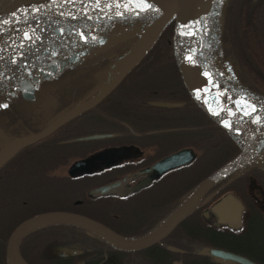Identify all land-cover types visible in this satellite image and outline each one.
<instances>
[{"label": "flooded vegetation", "instance_id": "af4514ba", "mask_svg": "<svg viewBox=\"0 0 264 264\" xmlns=\"http://www.w3.org/2000/svg\"><path fill=\"white\" fill-rule=\"evenodd\" d=\"M237 1L248 19L253 17L251 12L253 15L256 11L264 12V0ZM75 16L87 20L82 14ZM27 26L14 29L29 33L37 30V25L33 29H26ZM7 33L2 34L3 39L18 40L28 35L11 37ZM239 37L248 43H264V37L255 34ZM237 53L240 57L249 54L264 58V49L252 54ZM165 58L169 61L171 52ZM136 64L91 107L42 139L16 148L0 165V264H13L9 243L19 226L45 212L80 215L121 237L139 238L158 228L206 176L239 152L240 148L220 165L210 166L207 160L193 166L198 156H204L209 150L215 128L187 95L175 66ZM114 69L76 67L72 71L86 75L114 72L115 75ZM246 69V76L250 77L251 71ZM112 78L104 84L96 76L93 83H65L63 88H73L72 101L62 103L66 101L65 89L64 100L53 101L46 125L39 131L34 129V119L18 120V110L28 108L25 111L29 112L34 100H0L1 105H7L0 106V152L11 142L45 129L74 106L89 105ZM147 79L153 83H144ZM238 86L245 91L254 90L240 81ZM156 101L175 102L177 106H157L153 104ZM164 108L179 109L166 111ZM88 121L103 128L96 134L111 136L89 140L92 145L79 151L66 150L64 144L74 125ZM263 145L264 142L249 161L209 187L165 237L145 248L124 250L81 226L46 222L26 229L17 237L13 245L15 252L26 264H135L133 261L162 264L158 257L162 249L182 256L166 260L165 264H239L217 262L195 253L208 247L264 264ZM181 149L192 151L193 159L189 163L159 174L149 170L162 157ZM254 158L260 161L249 164ZM77 160L85 162L74 169ZM170 175L179 177L168 178ZM103 186L109 190L91 194ZM163 245L178 251H169Z\"/></svg>", "mask_w": 264, "mask_h": 264}, {"label": "water", "instance_id": "95a60500", "mask_svg": "<svg viewBox=\"0 0 264 264\" xmlns=\"http://www.w3.org/2000/svg\"><path fill=\"white\" fill-rule=\"evenodd\" d=\"M44 0H0V16L25 4ZM118 4L128 5V9L109 14L107 19H119L145 14H159L144 30L142 35L132 44L117 61L115 75L98 92L89 105L79 104L60 116L45 129L26 138L17 139L8 144L0 152V165L14 152L16 148L31 144L42 139L55 128L70 120L99 101L128 73L141 59L156 39L160 29L172 18L171 35L168 40L174 66L180 76L185 91L191 101L216 126L232 135L239 144V152L206 176L181 204L155 230L139 237L128 239L115 234L104 226L80 215L68 212H45L33 216L23 223L11 236L9 257L13 264H26L15 252L14 243L26 229L46 222H65L81 226L96 233L99 237L124 250H136L149 246L165 237L171 229L187 215L195 206L201 195L215 182L233 170L249 161L264 142V99L250 95L234 86L228 87L216 79L204 66L200 56L201 32L203 29L205 10L211 0H113ZM123 3V4H122ZM148 4V8H144ZM117 13H121L118 15ZM154 105L174 107L177 103L156 101ZM255 111H252V109ZM248 112V115H245ZM257 118H259L258 122ZM111 134H88L68 139L67 142L89 141L110 137ZM193 159L190 149H181L168 154L150 168L155 173H164ZM85 160H77L72 168L76 169ZM264 171V167H263ZM109 187L103 186L91 191V194L105 193ZM165 249L176 252V248L163 245ZM195 253L207 255L217 262H235L239 264H256L244 257L220 249L202 247Z\"/></svg>", "mask_w": 264, "mask_h": 264}, {"label": "trees", "instance_id": "16d2710c", "mask_svg": "<svg viewBox=\"0 0 264 264\" xmlns=\"http://www.w3.org/2000/svg\"><path fill=\"white\" fill-rule=\"evenodd\" d=\"M237 0H223L221 2L220 11L224 15H228L231 25H233L232 34L236 37L237 48L231 49L229 56L232 67L236 63H245L249 69H255L258 73V79L264 80V58H252L247 54L244 57H240L237 52L239 51H248V45H251L253 51L263 50V44L255 42H244L241 41V37L248 35L259 34V30L262 27L260 20L258 19L262 11H256L258 17H255L256 12L251 19L244 17V11H241L237 6ZM85 11L82 10L78 14H71L63 12V14H55L48 16L46 20H34L31 21V25L27 26L26 29H33V24H36L35 27L37 30H34L32 33L27 35V38H17L16 42H5L9 38H4L0 42V47H4L2 54H0V100H27V97H22L17 93V82L15 77H22L32 81L30 77H33V73L27 74V76L21 75L26 73L32 66L35 61H38V64L41 65L42 60L54 59L53 61L57 62L59 66L58 69H52L51 75L42 74L39 75L40 82H57L60 78H64V83H93V77L96 76L98 80L102 78L100 82L102 84L106 83L110 78L114 76V72H108L104 75H86L79 74L72 71V68L76 67H113L118 61V59L132 46V44L142 35L144 30L153 22L159 14H145L132 17H126L121 19L113 20H99V19H87L80 20L75 15H84ZM255 18H257L255 20ZM47 22L50 23L48 26L49 29L45 31L40 30L41 24ZM172 18L169 19L160 29L156 39L154 40L151 47L147 50L145 56L142 60L136 64L139 65L143 60H147L149 56L153 53L154 47L158 40L163 37H170L172 29ZM46 25V24H45ZM13 33V32H11ZM11 33H7L8 36H12ZM247 34V35H246ZM46 35V36H44ZM66 40V41H64ZM127 41L126 43H123ZM2 44V45H1ZM165 44V43H164ZM168 45V44H165ZM63 47V48H61ZM70 47V53L68 57H71L70 63L65 64L64 62L60 63L59 59L56 58V55L59 52V49L68 50ZM168 52L169 48H168ZM236 57V58H235ZM235 58V59H234ZM34 61V63H33ZM161 61V60H160ZM72 63V68L70 64ZM159 63V61H157ZM172 66L174 63L172 58L170 60ZM43 66V65H41ZM115 71V70H114ZM55 72V73H54ZM86 77V80L82 78ZM16 82V83H15ZM262 84L264 82L262 81ZM29 91V89H28ZM31 92V91H29ZM58 90V94L55 95V98L51 100H61L62 92ZM65 100L71 99L70 92L71 90L67 89ZM248 93L255 94L258 97L264 99V90L257 91H247ZM12 96V97H11ZM10 98V99H9ZM30 100H33L30 98ZM64 100V99H63ZM65 103V102H62ZM68 103V102H67ZM1 105V104H0ZM18 120L26 121L27 112L23 110H18ZM46 120L43 122V125L37 129L39 131L46 125ZM35 122V119H34ZM211 126L216 130V135L210 136V146L206 154L198 156L194 161L195 163H200L202 158H206L208 162L214 161L215 166L220 165L230 158L235 152L239 149V144L237 140L230 135L229 133L223 131L218 126L209 121ZM34 125V123H33ZM220 135V136H219ZM228 150V153L225 151ZM261 152H264V145L261 147ZM220 154V155H219ZM222 158H219L221 157ZM199 159V160H198ZM260 160L257 158L252 159L249 164H257ZM207 162V161H206ZM176 254L170 253L164 249L160 251L159 259L162 261V264H165L166 260H171L175 258ZM137 258H135L136 260ZM137 264L136 261H133ZM116 264V262L114 263Z\"/></svg>", "mask_w": 264, "mask_h": 264}, {"label": "rangeland", "instance_id": "374dc122", "mask_svg": "<svg viewBox=\"0 0 264 264\" xmlns=\"http://www.w3.org/2000/svg\"><path fill=\"white\" fill-rule=\"evenodd\" d=\"M108 3H104V2H100L97 0H80V1H72V0H64V1H60L56 4H49V5H45L43 7H32L28 10H26L25 12H21L18 14H10V16L8 15V12L5 13L4 15H2L0 17V42H3V36L2 34L7 31L9 33H11L14 28H19L21 26H25V25H31V21L33 22L34 20H40V21H44L46 20V18L51 17V15H55V14H63V12H67V13H71V14H78L80 13V11L84 10L85 13L82 17L86 18V19H99V20H104L107 19V17L109 16V14L120 11L121 9H123V5L118 4V2L113 1V0H104ZM223 0H220L218 3V8L215 11H213L212 16H211V24L207 33V41L206 44L202 43V45L200 46V56L201 59L204 56H208L207 58H209L210 60L212 59V62L214 63V65L217 67V69L219 70V72L221 73V75L226 79V81L231 84L232 86L248 93L247 91L241 89L238 86L239 81L242 83H246L249 84V88L254 89L251 91H257V90H264V84H262V81L264 82V80H259L258 79V73L257 71L253 68L249 76H246L248 74V72L246 71L248 68L247 64H243V63H236L234 67H232L230 59L227 57L229 55H231L229 52L231 49H235L237 48L236 45V37L233 36L232 34V29H233V25H231V21L229 20L228 15H224L223 12L220 11L221 8V2ZM75 2V3H74ZM103 3V4H102ZM58 7V8H57ZM252 16H253V12H251ZM259 13V12H258ZM57 16V15H55ZM257 12L255 14V17H257ZM76 17V16H73ZM156 19V18H155ZM154 19V20H155ZM257 18H255L256 20ZM260 20L261 23V28L258 31L259 36L264 37V13H261L260 17L258 18ZM153 20V21H154ZM51 23V22H50ZM50 23L47 24V22L42 23L39 28L41 31H45L47 29H49L50 27L48 26ZM46 24V25H45ZM36 25V24H33ZM25 28V27H23ZM13 31L12 36L14 37L16 34H30L29 32H17V31ZM6 34V33H5ZM247 35V34H246ZM46 36V35H44ZM170 37H163L160 40H158V42L156 43L155 47H154V51L153 53L149 56L152 57L151 61H155V63H151V61H148L149 58L145 61L143 60L138 66H143V65H154V66H168L170 65V60L171 58H169V61H167V58H165L166 55H168V48L169 51L171 52L170 49V44L168 42ZM66 41V40H64ZM5 42H16V39H11V40H6ZM5 42H3L2 44H4ZM127 41H124L123 43H126ZM168 45H165V44ZM1 44V45H2ZM11 44V43H10ZM63 48V47H61ZM72 47H70L68 50L66 49H59L58 54L56 55V58L59 59L60 63L64 62L65 64H69L71 57L69 55L70 50ZM264 48V45H263ZM4 47H0V54H2L3 52H5V50H3ZM248 52H250L252 54L253 50L251 48V45H248L247 48ZM162 52V53H161ZM209 52V53H208ZM205 53V54H204ZM158 54V55H157ZM157 55V56H155ZM252 58H259V57H255L254 55L251 56ZM236 58V57H235ZM234 58V59H235ZM54 59H50L48 60H42L41 66L40 64H38V61L36 60L34 65L32 66V68H30L28 71H25L26 73H22L21 75L23 76H27V74L33 73V77H30L32 79V81H28V79L22 78V77H15V81L17 82V93L20 94L22 97H27V99L32 98L34 101L31 104V106L29 108H32L29 112H27V118L29 119H35L34 122V129H38L43 125V122L45 121V119H47L49 113L51 112V109L53 108V100H51L52 98H55L58 93V90L60 89V92H64V90L66 88H63L64 83V78H60L57 82H40L39 79V75H42L43 73L46 75H51L52 74V69H58V67H56L58 65L57 62L53 61ZM161 60V63H160ZM156 61H159V63H156ZM70 68H72V63L69 65ZM249 69V68H248ZM55 73V72H54ZM82 80H86V77L82 78ZM250 80V81H249ZM15 82V83H16ZM145 82H151L153 83L152 80L147 79V81ZM254 83H257V85H255ZM259 83V85H258ZM261 83V84H260ZM155 88H158L155 86ZM31 91L29 92L28 91ZM69 90H71L70 92V97L72 98V96L74 95V91L73 88H67ZM66 89V90H67ZM59 92V93H60ZM57 93V94H56ZM68 94L69 92L65 91V94ZM61 94V95H62ZM250 95L256 96L255 94H251L248 93ZM12 97V96H11ZM260 98V97H259ZM10 99V98H9ZM41 100H46L45 102H41ZM47 100L52 101L51 103H47ZM12 101H14L12 99ZM72 100L68 99L65 101V103L67 102H71ZM13 105L16 104V102L12 103ZM15 108H13L14 110ZM28 108H24L22 109L24 112L25 110ZM176 109L179 108H164L163 110L166 111H174ZM177 111V110H176ZM194 121H195V117H191ZM99 129H103V128H98L97 124L92 122V121H88V122H79L77 124L74 125V127L71 129V132L67 135V137L69 139L72 138H76V137H81V136H85L87 134H96V132L99 131ZM93 142L91 141H74V142H67L66 144H64V147L66 148V150H81L83 148L86 147H90L92 145ZM228 151V150H227ZM199 160V159H198ZM217 160V159H215ZM210 161L208 164L211 166L212 164H214V162L216 161ZM70 160H67V162H69ZM207 159L204 157L202 158L201 163L206 162ZM198 163H195V165ZM178 178L179 176H173L170 175L168 176V178ZM176 258H181L182 256L180 255H176Z\"/></svg>", "mask_w": 264, "mask_h": 264}, {"label": "bare ground", "instance_id": "6f19581e", "mask_svg": "<svg viewBox=\"0 0 264 264\" xmlns=\"http://www.w3.org/2000/svg\"><path fill=\"white\" fill-rule=\"evenodd\" d=\"M60 1H64V0H44L41 2H31V3H25L11 11H9L8 14H18V13H23L26 10L32 8V7H43L45 5H49V4H56ZM72 1H80V0H72ZM100 2H104V3H108L104 0H97ZM220 0H211V2L208 4L206 10H205V19H204V24H203V29L201 32V45L202 43L206 44L207 41V33L211 24V16L213 11L216 12L217 8H218V3ZM74 2V3H75ZM110 2V0H109ZM119 3V2H118ZM103 4V3H102ZM121 4V3H120ZM123 4V3H122ZM58 8V7H57ZM209 53V52H208ZM205 54V53H204ZM208 56H203L202 57V61L205 67H207V69L209 70V72L216 78L218 79L220 82H222L224 85L231 87L232 86L226 81V79L221 75V73L219 72V70L217 69V67L214 65V63L212 62V59L210 60L209 58H207Z\"/></svg>", "mask_w": 264, "mask_h": 264}, {"label": "snow or ice", "instance_id": "6c2138e0", "mask_svg": "<svg viewBox=\"0 0 264 264\" xmlns=\"http://www.w3.org/2000/svg\"><path fill=\"white\" fill-rule=\"evenodd\" d=\"M123 7L125 9H128V5L127 4H124ZM149 5L148 4H144L143 8L141 9L142 11L144 10V8H148ZM118 15H121V13H117ZM2 107H6L7 105H0ZM252 111H255V109L253 108ZM249 113L248 112H245V115H248ZM259 118H257V121H254V122H258Z\"/></svg>", "mask_w": 264, "mask_h": 264}]
</instances>
